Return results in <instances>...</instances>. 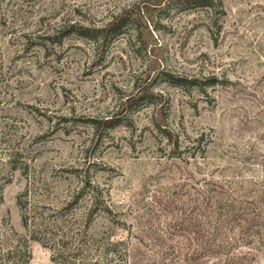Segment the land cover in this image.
Listing matches in <instances>:
<instances>
[{
    "label": "rangeland",
    "instance_id": "rangeland-1",
    "mask_svg": "<svg viewBox=\"0 0 264 264\" xmlns=\"http://www.w3.org/2000/svg\"><path fill=\"white\" fill-rule=\"evenodd\" d=\"M220 1L212 24L155 0H0V264L214 263L199 181H264V0ZM117 16L103 45L82 35ZM244 241L236 264H264Z\"/></svg>",
    "mask_w": 264,
    "mask_h": 264
},
{
    "label": "trees",
    "instance_id": "trees-1",
    "mask_svg": "<svg viewBox=\"0 0 264 264\" xmlns=\"http://www.w3.org/2000/svg\"><path fill=\"white\" fill-rule=\"evenodd\" d=\"M162 10L173 8L181 10L200 9L210 15V23L215 24L217 16H222L224 11L220 0H155L154 7ZM123 17H111L109 21L98 28H81L83 36L95 42L104 44L110 35L117 36L124 25ZM214 20L215 22H213ZM156 30V27H154ZM139 48L144 53L153 56L154 49L149 43L139 39ZM195 84V81H190ZM179 86V84H178ZM150 91L144 90L139 96L131 95L123 102V106L130 107L137 101L152 98ZM104 124L113 126V118L105 120ZM252 184V183H251ZM199 188L193 199L195 212V242L197 253L211 254L213 264H236L237 255L233 250L237 249V238L245 240L240 247L250 248V238L262 240L264 238V181L253 182L251 191L246 192L243 185L232 187L225 181H214L212 178L201 179ZM94 204L92 212L96 210ZM252 233V237H250ZM245 256V255H244ZM242 256V257H244ZM242 257L240 259H242Z\"/></svg>",
    "mask_w": 264,
    "mask_h": 264
}]
</instances>
